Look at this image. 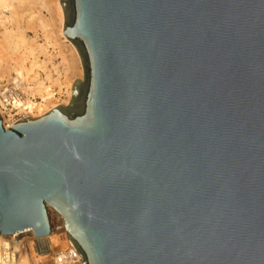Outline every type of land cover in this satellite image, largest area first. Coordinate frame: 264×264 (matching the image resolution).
Instances as JSON below:
<instances>
[{
	"label": "water",
	"instance_id": "water-1",
	"mask_svg": "<svg viewBox=\"0 0 264 264\" xmlns=\"http://www.w3.org/2000/svg\"><path fill=\"white\" fill-rule=\"evenodd\" d=\"M84 78L5 129L0 236L83 264H264V0H61Z\"/></svg>",
	"mask_w": 264,
	"mask_h": 264
},
{
	"label": "rangeland",
	"instance_id": "rangeland-1",
	"mask_svg": "<svg viewBox=\"0 0 264 264\" xmlns=\"http://www.w3.org/2000/svg\"><path fill=\"white\" fill-rule=\"evenodd\" d=\"M20 3L22 6L20 5ZM26 3H28V5H25ZM11 5L12 7L9 10H3L0 7V56L2 57V61H0V72H5L8 68H10L9 70H11V67L19 69L18 67H16L17 64L20 67V71L21 69L22 71H26V73L28 74V79H30L31 77V80L33 82L45 83L43 87H45L46 90L44 92L37 91V89H27V95L32 100H34L33 102L41 103L44 98H48L47 95L49 93L50 96H48L50 97L51 101H57V103L64 102L68 98V87L66 83L68 82L69 77L67 76L68 74L65 71L67 63L65 60H63V56L67 55L68 52L66 51L67 53H63V51L59 48V44H57L59 42L56 41V39L51 38L50 35L43 36V33L45 31L44 29H42L41 27H35L37 21L35 18H33L36 13V4L34 2H29L27 0H20L19 2V0H15V2H13ZM42 16H44L45 19H50L51 17L47 12L44 11L42 12ZM30 20L32 26L27 25V22ZM11 33L13 36L11 35ZM21 33H23L24 39H22V36H20ZM27 45H29L30 48H28ZM38 47H42V49L45 50V54L39 53ZM33 48L35 49L34 54L30 52V50ZM42 63L44 64L41 65ZM13 74L15 75L16 73L12 70L11 75ZM10 76L5 75L2 78L3 80L2 82H0V85L9 80L8 78ZM46 92L49 93L47 94ZM56 220L57 219L55 218L53 220L55 225L57 222ZM27 237H29L30 239L26 242H22L19 245L18 252H21L22 254L24 251L26 252L24 256H20H22V258H25L26 256V259H28L29 264H53L52 259L54 255L61 249H63L62 245H60L61 247L59 246V248L54 253L53 257L49 261L43 262L41 258L44 257V255L42 256L41 254L42 252L38 247L39 244L37 245V247L33 246L36 245L38 241L33 240L31 236ZM28 242H33L32 246L31 244H28Z\"/></svg>",
	"mask_w": 264,
	"mask_h": 264
},
{
	"label": "bare ground",
	"instance_id": "bare-ground-1",
	"mask_svg": "<svg viewBox=\"0 0 264 264\" xmlns=\"http://www.w3.org/2000/svg\"><path fill=\"white\" fill-rule=\"evenodd\" d=\"M27 1L34 2L36 4V13L34 12L35 15L33 16V18H35L36 21H37L36 22L37 24L35 25V27H41L42 29H44L45 31L43 33V36L44 35L45 36H49L50 35L51 38L56 39V41L59 42L57 44H59V48L63 51V53H65L67 51L68 54H69V55L67 54V55L63 56V58H64L63 60H65L66 63H67L65 71H66V73L68 75L67 74L66 75L69 77L68 82L66 83L67 87H68V98L64 102L57 103V101L56 102L51 101L50 97H49L50 93L48 92L49 93L48 94L46 92L49 95V96L47 95V97H48L47 100H49V101H46V104L45 103L44 104H39L38 105V109H37L36 112H33L31 115H26V116L20 118L19 120L26 119L28 117H31V118H34V119L35 118H40V117H43L48 112H50L51 110H53L54 108H56V107H58L60 105L69 104V102H70V100L72 98V90H73L74 83L77 80H80V79L83 80V78H84V70H83V66H82L80 55H79L76 47L72 44L71 41H69L67 39V37L64 34L65 17H64V11H63V8H62V5H61V0H27ZM13 2H15V0H11V1H9V0H0V7L3 10H9V9H11V7H12L11 4ZM19 2H20V0H19ZM20 5H21V3H20ZM25 5H28V3H26ZM27 10H29V9H27ZM43 11L47 12L51 16L50 19H45V17L42 16V12ZM2 19H4V18H2ZM27 25L28 26L29 25L32 26L31 20L27 22ZM11 35H12V33H11ZM20 36H22V39H24L23 33H21ZM17 37H16V39H17ZM14 38H15V35H14ZM27 47L30 48L29 45H27ZM38 49H39V53L45 54V50H43L42 47H38ZM34 51H35L34 48L30 50V52L32 54H34ZM0 61H2V57L0 58ZM22 63H23V61H22ZM43 64L44 63H42L41 65H43ZM16 67H18L20 69V67L17 64H16ZM9 69L10 68L6 69L5 72H0V82H2V80H3L2 78L5 75L10 76L11 75V71L13 70V71H15L16 74L15 75L14 74L11 75L8 79L10 81H14V83L16 85L23 86V83L27 82V89H29V90L37 89V91H40V92H44L46 90V88L43 87L45 83L33 82L31 80L30 76H29L30 79H28V74L26 73V71H24V70L22 71V69L20 71L19 69L15 68V67H13V68L11 67V70H9ZM39 85H41V86H39ZM0 89H2L1 85H0ZM23 89L26 91V88L23 87ZM0 115L3 118V123H4V126H5V129H10L16 122L19 121V120L18 121H15V120L14 121H12V120H10V121L7 120L6 121L4 119V115H3V112L1 110H0ZM50 217H51V224H52V233L50 235H48L46 237H35L33 230L28 229V230H24L22 232L15 233L13 235L0 236V247L2 246V244H4L5 247H7L9 245L8 243L5 242V239H14L16 237H21V238L24 237L26 239L28 235L34 236L35 240L38 241V244H39L38 247H39V249L42 252L41 253L42 256L44 255V257L41 258L42 261L43 262L49 261L53 257L54 253L56 252V250L59 248L60 245H62V247L65 248L66 245L68 246L69 244H72V242L69 240V238L67 236L66 231L64 230L62 218L56 212H54L52 209H50ZM54 218L57 219L56 221L58 222V223L56 222V225L54 224V221H53ZM28 244H31V246H32L33 242L32 243L28 242ZM24 250H25V248H24ZM25 253H26L25 251L23 252V254L20 252V255L24 256ZM22 256H20V257L22 258ZM21 258H19L18 261L10 260V261H5L4 262L3 258H2V254L0 253V264H29L28 259H26V256H25V258H22V259Z\"/></svg>",
	"mask_w": 264,
	"mask_h": 264
},
{
	"label": "built area",
	"instance_id": "built-area-1",
	"mask_svg": "<svg viewBox=\"0 0 264 264\" xmlns=\"http://www.w3.org/2000/svg\"><path fill=\"white\" fill-rule=\"evenodd\" d=\"M23 87L26 88V91ZM1 88L0 110L3 112L4 119L6 121H18L26 115H31L33 112L37 111L39 104H46V101H48L44 98L41 103L33 102L34 100L27 95V82H24L23 86H18L14 83V81L7 80L1 84ZM31 238L35 240L34 236H31ZM29 239V237L26 239L24 237L5 239V242L9 245L5 247V245L2 244L0 247V253L2 254L3 261H18L20 258L18 247L22 242H26ZM37 245L38 243L34 246L37 247ZM52 260L53 264H83L82 257L72 244H69L57 252Z\"/></svg>",
	"mask_w": 264,
	"mask_h": 264
}]
</instances>
